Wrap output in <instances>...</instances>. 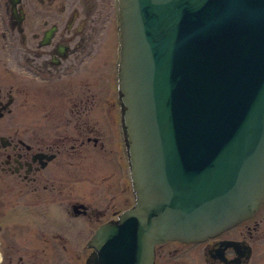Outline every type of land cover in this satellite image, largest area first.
<instances>
[{
  "label": "water",
  "instance_id": "95a60500",
  "mask_svg": "<svg viewBox=\"0 0 264 264\" xmlns=\"http://www.w3.org/2000/svg\"><path fill=\"white\" fill-rule=\"evenodd\" d=\"M119 90L135 204L96 264H152L264 199V0H119Z\"/></svg>",
  "mask_w": 264,
  "mask_h": 264
},
{
  "label": "flooded vegetation",
  "instance_id": "af4514ba",
  "mask_svg": "<svg viewBox=\"0 0 264 264\" xmlns=\"http://www.w3.org/2000/svg\"><path fill=\"white\" fill-rule=\"evenodd\" d=\"M117 13V0H0L4 257L16 254V240L26 236L39 246L26 243L31 256L41 249L54 262L96 264L97 252L89 245L93 233L102 224L117 223L119 214L134 203L117 86ZM85 147L110 154L119 172L116 185L128 195L106 217L104 207L69 197V180L76 178L69 166L83 159ZM25 197L42 217L34 221L41 223L26 227L24 219L6 217L11 201L15 205ZM54 205L64 209L65 217L52 222L47 217ZM200 245L205 264H257L264 257V202L251 217L203 241L156 244L153 264L161 263L163 253L166 264ZM16 257L18 264H26L24 256Z\"/></svg>",
  "mask_w": 264,
  "mask_h": 264
},
{
  "label": "rangeland",
  "instance_id": "374dc122",
  "mask_svg": "<svg viewBox=\"0 0 264 264\" xmlns=\"http://www.w3.org/2000/svg\"><path fill=\"white\" fill-rule=\"evenodd\" d=\"M104 68V67H103ZM84 155L82 160H73V165L69 166V169L75 173L76 178L69 180V187L72 190V194H69V197H77L82 199L84 202H88L89 205H98V207H104L102 208L105 212L104 217L108 216L110 212L114 211V209H118L121 207L123 202L128 199V195L126 194L124 188H121L119 185H116V179L118 176L117 169L112 165V162L110 163V154H106L102 151H100L98 154L93 153L89 147L84 148ZM81 172L80 174L77 172ZM72 182V183H71ZM116 190V194H113ZM121 190V191H120ZM111 196V200L110 197ZM11 207L9 208V215H6V217L9 218H20L24 219L28 224H39V222H35V219H40L39 213H37L29 198H18V201H16V204H14L13 201H11ZM9 206V205H7ZM51 212L49 213V216L47 218L49 219H56V218H63L65 217V211L64 209L56 208L55 205L52 206L49 209ZM6 211V210H4ZM63 213V215H59V213ZM67 214V213H66ZM67 217H71V215L67 214ZM83 216L77 217L82 218ZM73 218V217H72ZM54 222V220L52 221ZM251 223V222H250ZM252 225V223H251ZM3 226V224L0 222V227ZM74 233V232H73ZM30 238L25 237H18V240L16 242L20 245L18 247V251L16 254L7 257V256H1L0 264H18L17 263V254H21L22 261H24L26 264H63L61 262H54V258L48 256V252L41 251V249H38L33 256L31 254L33 253L31 250H26L24 248L25 245L28 244H34L36 247L38 246V243L31 242ZM1 235H0V246H1ZM203 246L200 245L196 248H194L189 255L181 257L186 260H181V258H178L174 260L173 262L166 263V264H205L202 259V252H203ZM39 247V246H38ZM1 255L2 251L0 248ZM165 253H163L162 257H164ZM162 257L160 256V264H165L162 261ZM259 261L257 264H264V257H261L258 259ZM74 264H81L78 261H72Z\"/></svg>",
  "mask_w": 264,
  "mask_h": 264
}]
</instances>
